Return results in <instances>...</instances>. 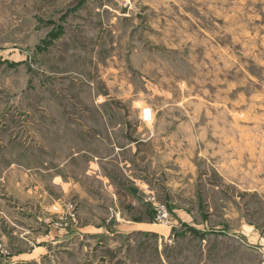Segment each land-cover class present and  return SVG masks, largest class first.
Segmentation results:
<instances>
[{
    "label": "rangeland",
    "instance_id": "obj_1",
    "mask_svg": "<svg viewBox=\"0 0 264 264\" xmlns=\"http://www.w3.org/2000/svg\"><path fill=\"white\" fill-rule=\"evenodd\" d=\"M97 90L181 160L144 205L86 173ZM0 264H264V0H0Z\"/></svg>",
    "mask_w": 264,
    "mask_h": 264
},
{
    "label": "crops",
    "instance_id": "obj_2",
    "mask_svg": "<svg viewBox=\"0 0 264 264\" xmlns=\"http://www.w3.org/2000/svg\"><path fill=\"white\" fill-rule=\"evenodd\" d=\"M116 64V62H113ZM110 62V64H113ZM99 73H103V76L99 79H103L106 75L107 67L105 64L97 63ZM110 70H117L115 65H112ZM103 70L104 72H102ZM118 70H121L118 67ZM118 72V71H117ZM117 72L114 75L112 83L118 84V74ZM111 76H113L111 74ZM133 90H131L132 92ZM99 97L101 98L100 104H98V113L101 119V124H99L98 133L99 136L97 141L94 144H98L97 148L98 151L94 154L89 153L91 156L93 155V159H88V168L86 173L94 176L95 178L101 181H109L111 180L110 177L112 175L110 166L112 164L118 166L121 171L118 175L119 179L122 181V185L120 189H116L115 192L111 194L113 195L115 204L114 208L119 210V200L118 198L123 196L124 194L128 196L129 186L134 187V195L139 199L138 201L142 202L143 191L146 187H149L148 181L144 182L145 180H149L153 178L154 181H160V186L164 183L168 186V189L171 187V178L176 180H180L179 177L180 171H175L172 168V162L178 161L181 163L180 158L175 159V157H169L164 155V146L162 143H157L155 140H150V136L147 137H139L138 133L140 132L139 125H132L128 126L127 124L121 123H111V118L115 116H123L125 115V110H116V109H107L106 104L107 102L112 101L113 99H122L126 100L131 97V95H127L125 98L117 97L114 98L111 94H100L99 90H97ZM135 102V101H133ZM135 113L137 117H139V109L136 110H127V113ZM141 117V115H140ZM88 125L85 126L87 131H91L95 126ZM86 135L84 139L89 135L90 132H83ZM105 134V135H103ZM124 134V135H123ZM129 134V136L127 135ZM86 136V137H85ZM90 139V136L88 137ZM121 139V140H120ZM168 143L166 142L165 145ZM82 145L83 151L82 153H86L89 151L88 149L91 146V141H86V147ZM148 146V147H147ZM147 147V148H146ZM158 150V151H157ZM75 155V154H74ZM159 159L158 165L159 168L156 169V160ZM171 159L173 161H171ZM179 163V164H180ZM93 168V169H92ZM174 175L175 177H172ZM117 181L118 178H116ZM181 183H178L180 186ZM146 186V187H145ZM152 189V187H149ZM110 189V188H109ZM153 190V189H152ZM133 196H130V200L133 201ZM134 202V201H133ZM135 203V202H134ZM133 203V204H134ZM144 205V204H143ZM118 220H120L118 218ZM121 221V220H120ZM132 227L130 229H139L140 223H131ZM136 225V226H133Z\"/></svg>",
    "mask_w": 264,
    "mask_h": 264
},
{
    "label": "built area",
    "instance_id": "obj_3",
    "mask_svg": "<svg viewBox=\"0 0 264 264\" xmlns=\"http://www.w3.org/2000/svg\"><path fill=\"white\" fill-rule=\"evenodd\" d=\"M152 118V110L150 108H144L142 111V119L145 121H149ZM148 200L152 203L156 216L155 219L158 223L164 224V225H170V214L166 208L165 205L159 203L155 200L153 196H150Z\"/></svg>",
    "mask_w": 264,
    "mask_h": 264
},
{
    "label": "trees",
    "instance_id": "obj_4",
    "mask_svg": "<svg viewBox=\"0 0 264 264\" xmlns=\"http://www.w3.org/2000/svg\"><path fill=\"white\" fill-rule=\"evenodd\" d=\"M54 34H55L56 36H58V32H55Z\"/></svg>",
    "mask_w": 264,
    "mask_h": 264
}]
</instances>
